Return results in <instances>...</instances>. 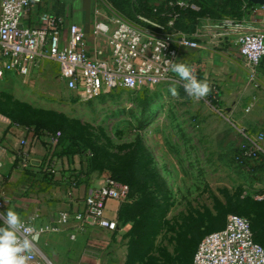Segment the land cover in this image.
<instances>
[{
	"label": "rangeland",
	"instance_id": "rangeland-1",
	"mask_svg": "<svg viewBox=\"0 0 264 264\" xmlns=\"http://www.w3.org/2000/svg\"><path fill=\"white\" fill-rule=\"evenodd\" d=\"M94 1L113 16L106 0ZM25 127L43 131L29 134V147L47 155L44 167L55 163L63 192L81 187L88 194L95 181L112 176L134 192L129 204L140 203L141 215L118 213L122 239L114 237L113 250L105 251L107 264H192L202 238L232 214L249 219L264 245L260 160L242 159L247 131L209 94L195 101L183 83L169 80L80 102L59 66L45 61L30 76L0 79V146ZM59 129L63 138L53 148L47 137Z\"/></svg>",
	"mask_w": 264,
	"mask_h": 264
},
{
	"label": "built area",
	"instance_id": "built-area-1",
	"mask_svg": "<svg viewBox=\"0 0 264 264\" xmlns=\"http://www.w3.org/2000/svg\"><path fill=\"white\" fill-rule=\"evenodd\" d=\"M43 0H1L0 6V79L18 74L26 77L45 61L59 66L60 76L66 81L80 102H88L102 95L118 90L140 91L154 89L162 83L173 80L183 83L173 72V63H185L193 51L222 50L237 45L251 80L257 79V71L264 60V31L251 21L227 17L219 22L202 20L197 30L187 34L176 29L179 18L175 10L200 11L199 6L188 0L170 3L172 11L163 13L160 19L137 16L138 22H131L113 12L108 22L94 25L96 39L105 38L108 50L100 48L95 57L86 50V34L78 25L68 27L64 37L65 20L43 13L29 24L31 14L40 7ZM199 79L200 69L191 66ZM215 94L216 84H211ZM28 136V129H23ZM62 133L47 137L54 148L59 145ZM264 134H261L248 157L264 153ZM21 146L29 145L27 139ZM28 157V155H26ZM55 163L49 171L56 174ZM129 197V187L112 177H106L103 184L87 197L84 208L75 212H62L54 223L33 226L38 235L33 242L32 259L29 264H51L38 247V240L45 234L59 232L65 227L78 232L103 229L116 232L117 220L107 218L109 202L124 203ZM256 200L264 201V194ZM5 204L0 201V212ZM75 237H72L74 239ZM193 264H264V247L256 242L252 223L249 219L232 214L224 229L208 234L199 244Z\"/></svg>",
	"mask_w": 264,
	"mask_h": 264
},
{
	"label": "crops",
	"instance_id": "crops-1",
	"mask_svg": "<svg viewBox=\"0 0 264 264\" xmlns=\"http://www.w3.org/2000/svg\"><path fill=\"white\" fill-rule=\"evenodd\" d=\"M217 2L222 4L224 0ZM246 12L244 18L264 31V7L248 8ZM43 13L65 20V38L68 37L70 25L80 26L86 34L85 43L89 56L95 57L100 48L108 50L107 40L96 39L93 28L96 23L108 22L111 17L94 0H43L42 5L32 12L28 23L34 24ZM185 63L200 69V80L206 79L209 86H218L222 107L229 111L242 130L247 131L246 138L256 142L264 134V60L258 67L257 79L254 81L251 80L250 71L235 44L222 50L193 51ZM246 104L248 107L243 112V105ZM15 134L12 140H8L9 146H0V201L5 204L2 212L11 208L25 222L36 225L54 223L60 213L84 208L89 194L103 184L104 180L95 181L90 185L88 194L81 187L78 190L70 189L68 193L63 192L59 171L55 170L56 174L50 176V167L43 166L47 155H37L31 145L25 148L21 146L23 139H27L29 143V137L23 130ZM262 146L264 147V142ZM262 173L258 172L263 180L259 182L257 189L264 192ZM120 207V203L109 202L107 218L117 220ZM72 229L75 230L65 227L59 232L47 233L38 240L41 253L51 264H107L105 251L113 250L114 237L118 242L122 239L117 234L119 230L111 232L96 228L78 232Z\"/></svg>",
	"mask_w": 264,
	"mask_h": 264
},
{
	"label": "trees",
	"instance_id": "trees-1",
	"mask_svg": "<svg viewBox=\"0 0 264 264\" xmlns=\"http://www.w3.org/2000/svg\"><path fill=\"white\" fill-rule=\"evenodd\" d=\"M178 1L180 0H106V2L115 10L116 13L125 17L131 22H138L137 16L139 15H144V16H147L153 19H160L163 13H170L172 11V8L170 7V3H177ZM188 1L195 3L197 6H199L200 11L196 12L190 9H180V8H176L175 10H173V11H176L177 14H179V18L177 19L175 23L176 29L184 33H187V34L194 33L197 30L198 26L201 24L202 20H210L213 22H219L227 17L235 18V19H243L247 14L246 10L248 8L257 7L254 4L248 2L247 0H224L222 4L218 3L217 0H188ZM161 21H165V20H161ZM209 96L211 98V104L213 106H216L219 108L222 107V103L220 101V92L215 95V92L213 91V89L210 88ZM24 129L29 130L28 137H29V134H31L32 132H34V135H37V136H42L43 134V131L38 132L35 129L31 130V127H25ZM58 132L62 133V138H63L62 129H59L55 131L54 133H49L48 136L55 135ZM253 143L254 142L249 139L247 140V144L242 147L243 150L241 153H242V159L244 161H246L247 158H249L246 155L247 153L246 150H250L253 147ZM257 156H258V159L260 160V163L258 165V168L255 171L264 172V153H259ZM51 165H49V167H51ZM48 175L53 176L54 173L49 172V169H48ZM112 178L128 186V184H126L121 178L115 177V176H112ZM262 193L264 194V192ZM134 198H135V194L134 192L132 193L129 187L128 200L122 204L123 207L119 212V216L121 218L125 215L124 214L125 210L127 211V213H129V217H131L132 219H135L138 217V215H141V213H139V209L141 206L140 203H135L134 205L129 204L130 201H132ZM126 207H128V210L126 209ZM235 215H239V214H235ZM239 216H242V215H239ZM117 222H118V219H117ZM226 223L227 221L225 222L224 227L222 229L225 228ZM118 226H119V222H118ZM252 228H253V225H252ZM222 229H219L217 231H220ZM253 232H254L256 242L262 245L257 239V235L254 231V228H253ZM207 235L208 234H206L202 238V240ZM202 240L200 241V243L202 242ZM262 246L264 247V245Z\"/></svg>",
	"mask_w": 264,
	"mask_h": 264
},
{
	"label": "clouds",
	"instance_id": "clouds-1",
	"mask_svg": "<svg viewBox=\"0 0 264 264\" xmlns=\"http://www.w3.org/2000/svg\"><path fill=\"white\" fill-rule=\"evenodd\" d=\"M172 72L183 82L184 91L195 101L206 97L210 92L207 80H200L186 63H173ZM176 95V89H170ZM36 230L26 225L22 217L11 208L0 212V264H29L32 259L33 242L38 235H29Z\"/></svg>",
	"mask_w": 264,
	"mask_h": 264
},
{
	"label": "water",
	"instance_id": "water-1",
	"mask_svg": "<svg viewBox=\"0 0 264 264\" xmlns=\"http://www.w3.org/2000/svg\"><path fill=\"white\" fill-rule=\"evenodd\" d=\"M247 1L254 4L255 6L264 7V0H247Z\"/></svg>",
	"mask_w": 264,
	"mask_h": 264
}]
</instances>
